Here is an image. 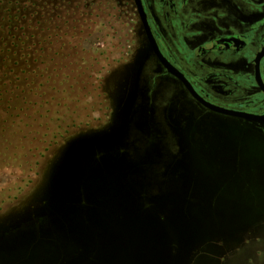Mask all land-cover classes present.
<instances>
[{
	"label": "rangeland",
	"instance_id": "1",
	"mask_svg": "<svg viewBox=\"0 0 264 264\" xmlns=\"http://www.w3.org/2000/svg\"><path fill=\"white\" fill-rule=\"evenodd\" d=\"M23 10L24 19L17 13ZM119 12L123 6L110 0H0V24H11L13 38L28 39L25 53L37 70L29 74L26 109L12 108L14 116L0 129V264H100L94 248L82 246L68 258L79 245L63 227L75 233L87 220L99 227L103 218L118 222V184L114 188L95 172L92 186L80 194L86 209L74 210V203L62 220L47 209V191L53 194L50 182L69 146L112 128L133 86L137 41ZM24 20L28 30H13ZM156 104L168 107L183 155L203 174L191 192L201 199L196 207L204 230L248 226L234 236L206 239L186 264H264V147L249 134L223 133L216 122L193 117L203 111L184 91L163 87ZM82 157L73 168L81 170L90 154ZM161 227L149 219L143 229L156 233ZM22 231L32 244L24 236L15 240Z\"/></svg>",
	"mask_w": 264,
	"mask_h": 264
},
{
	"label": "water",
	"instance_id": "2",
	"mask_svg": "<svg viewBox=\"0 0 264 264\" xmlns=\"http://www.w3.org/2000/svg\"><path fill=\"white\" fill-rule=\"evenodd\" d=\"M151 42L154 44L153 39ZM138 64L136 59L133 86L127 96L122 98L115 125L109 130L73 142L60 164H57L51 179L53 194L47 191V209L57 211L61 220L63 212L72 209L74 203V210L86 209L81 205L80 194L92 186L90 183L95 172H100L103 180L110 179L114 188L118 184L122 192L121 199H118L119 216H112L119 218L118 222L112 220L111 223L103 218L105 223L99 227L87 220L75 233L63 227L74 244L79 245L68 258H73L76 255L74 252L83 246L88 251L94 248L99 252L96 257L100 264H186L197 246L206 239L232 233L234 236L248 227L225 225L224 228L230 229L205 231L203 219L199 217L196 207H202L196 204L201 199L191 192L192 184L202 182L198 174L200 172L193 170L195 163L189 162L183 150L173 151L166 131L169 127L160 125L161 134L153 138L152 147L148 149L143 148L147 137L134 136V131L150 128L152 119L146 110L147 116L141 114L145 100L141 99L138 105L139 78L135 80V75L140 74V70L137 71ZM164 129L165 133L162 131ZM85 151L90 154L88 162L85 159L81 161V170L73 168L76 159H83ZM200 174L203 176L202 172ZM149 219L163 227L155 229L156 233L147 232L143 227ZM13 228L17 232L21 224ZM21 236H24L27 244H32L33 241L30 242L27 233L23 231L14 239L20 240ZM44 250L48 252L46 248ZM76 260L81 261L79 258Z\"/></svg>",
	"mask_w": 264,
	"mask_h": 264
},
{
	"label": "flooded vegetation",
	"instance_id": "3",
	"mask_svg": "<svg viewBox=\"0 0 264 264\" xmlns=\"http://www.w3.org/2000/svg\"><path fill=\"white\" fill-rule=\"evenodd\" d=\"M110 1L123 6L119 13L137 41L138 105L145 100L141 114L152 117L150 128L134 131L147 137L144 149L164 125L173 151L183 150L168 107L156 104L167 86L198 104L203 112L193 117L216 122L223 133L249 134L264 147V0Z\"/></svg>",
	"mask_w": 264,
	"mask_h": 264
},
{
	"label": "trees",
	"instance_id": "4",
	"mask_svg": "<svg viewBox=\"0 0 264 264\" xmlns=\"http://www.w3.org/2000/svg\"><path fill=\"white\" fill-rule=\"evenodd\" d=\"M19 11L18 14H24ZM22 22V21H21ZM0 24V129H6L4 121L10 116L9 112L13 108L15 111L26 109V104L29 103L28 94L31 91L32 82L28 83L29 74L34 71L35 61L27 56L28 39L13 38L11 33V24ZM20 27L14 29L23 30L29 29L27 21H23ZM13 25V24H12ZM42 55V54H40ZM42 62V61H39ZM37 62L36 64L38 65ZM17 83V84H16ZM16 84V85H15ZM30 88V89H29ZM20 103L21 105H18Z\"/></svg>",
	"mask_w": 264,
	"mask_h": 264
},
{
	"label": "crops",
	"instance_id": "5",
	"mask_svg": "<svg viewBox=\"0 0 264 264\" xmlns=\"http://www.w3.org/2000/svg\"><path fill=\"white\" fill-rule=\"evenodd\" d=\"M191 174H193V172L191 171Z\"/></svg>",
	"mask_w": 264,
	"mask_h": 264
}]
</instances>
